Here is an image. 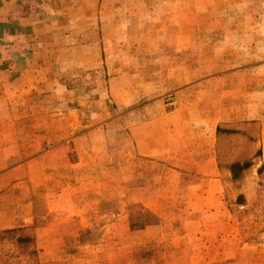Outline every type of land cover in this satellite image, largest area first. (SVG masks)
<instances>
[{
    "label": "rangeland",
    "instance_id": "1",
    "mask_svg": "<svg viewBox=\"0 0 264 264\" xmlns=\"http://www.w3.org/2000/svg\"><path fill=\"white\" fill-rule=\"evenodd\" d=\"M0 218V264H264V0H0Z\"/></svg>",
    "mask_w": 264,
    "mask_h": 264
},
{
    "label": "crops",
    "instance_id": "2",
    "mask_svg": "<svg viewBox=\"0 0 264 264\" xmlns=\"http://www.w3.org/2000/svg\"><path fill=\"white\" fill-rule=\"evenodd\" d=\"M205 158L204 157H202V159L200 160V161H202V162H204L205 163ZM241 160H236V162L238 163V162H240ZM236 162H234V163H236ZM202 169H207L206 168V166L204 165V166H202ZM8 222V220H4L3 218H0V228H2V227H6V223ZM9 223V222H8Z\"/></svg>",
    "mask_w": 264,
    "mask_h": 264
}]
</instances>
